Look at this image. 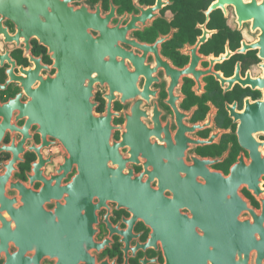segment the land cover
<instances>
[{
    "label": "flooded vegetation",
    "instance_id": "1",
    "mask_svg": "<svg viewBox=\"0 0 264 264\" xmlns=\"http://www.w3.org/2000/svg\"><path fill=\"white\" fill-rule=\"evenodd\" d=\"M0 264H264V0H0Z\"/></svg>",
    "mask_w": 264,
    "mask_h": 264
}]
</instances>
